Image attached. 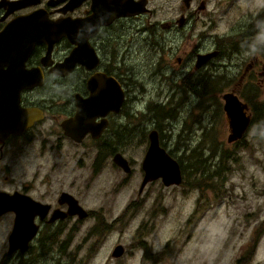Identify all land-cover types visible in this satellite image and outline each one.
Returning <instances> with one entry per match:
<instances>
[{"label": "rangeland", "instance_id": "1", "mask_svg": "<svg viewBox=\"0 0 264 264\" xmlns=\"http://www.w3.org/2000/svg\"><path fill=\"white\" fill-rule=\"evenodd\" d=\"M182 6V0H153L155 34L146 32L144 42L133 44L130 32L118 48L130 91L125 110L136 112L121 119L127 125L121 146L99 148L87 141L83 148L65 143L58 149L59 138L47 134L57 130L51 121L8 145L0 191L26 187L48 204L69 191L91 216L76 218L67 228L44 229L32 244L41 240V250L25 259L7 254L13 222L0 218V264H235L254 242L264 221V139L258 137L260 125L251 124L243 145L228 143L223 95L256 91L264 105V0H214L209 15L193 27L166 30L165 24L180 18ZM250 41L256 45L248 48ZM129 45L131 53L121 52ZM215 48L221 56L196 69L197 56ZM246 67L252 78L239 87ZM196 92L207 98L205 105ZM159 106L175 109L174 119ZM152 130L185 171L179 185L166 187L159 179L141 191ZM117 152L131 164V174L114 164ZM220 167L226 171L215 173ZM119 245L125 253L114 258ZM253 260L264 264V234Z\"/></svg>", "mask_w": 264, "mask_h": 264}, {"label": "flooded vegetation", "instance_id": "2", "mask_svg": "<svg viewBox=\"0 0 264 264\" xmlns=\"http://www.w3.org/2000/svg\"><path fill=\"white\" fill-rule=\"evenodd\" d=\"M182 2L184 6L180 8V18L175 24L173 22L165 24L163 27L166 30L174 28L183 30L186 27H193L194 21L209 15V6L214 0H188V2L182 0ZM152 3L153 0H0V131H3L6 136H2L3 141H0V163L5 158V150H8L11 144L30 136L48 121H51L57 130L55 132L50 129L47 134L59 138L55 147L61 150L65 149V143L83 148L87 141L93 142L94 147H99L100 143L113 147L122 145V132L127 125L122 124L121 119L123 116L135 115L136 112L130 113L125 110L130 91L128 83L124 82V72H121L123 69L118 61L117 51L118 48L125 46L123 42L129 38L130 32L133 44L144 42L147 38L146 32L155 34ZM141 24L143 27H140ZM129 29L134 30L122 34L123 30ZM250 43L253 42L250 41ZM132 51V46L129 45L121 52L131 53ZM212 51L218 54L217 58L221 56L219 49L215 48ZM72 54H75L76 60L70 61L68 59ZM132 56L133 54L130 55ZM250 60L257 59L254 57ZM65 64L68 66L67 70H71L70 68L72 70L61 73ZM250 71H247V67L245 68L238 81L239 87L247 82L245 80L252 78L253 70ZM12 72L18 75L14 90L11 86ZM109 88L116 90L115 106L121 99L119 110L105 108L101 110L100 108L99 111L96 95L102 89ZM236 92L232 90L231 93L236 94L243 101V93ZM50 93L55 96L48 99L47 95ZM62 94L64 97H61ZM17 95L19 109L34 112L33 119H30L32 125L20 135L12 134L10 126H3L4 118L11 113L12 108L17 111L15 101L12 100V97L15 98ZM83 101H86L88 105V116L93 111L98 113L88 121L95 125L106 123V126L102 128L98 138L89 133L81 142H77L65 134L62 123L75 118L80 108L79 104ZM249 110L251 111L250 108ZM103 111L106 115L100 116ZM249 114L252 117V114ZM158 134L160 138V133ZM160 144L165 149L161 138ZM149 147L150 139L148 149ZM16 163L17 159L12 162V165ZM96 163L94 167L97 166ZM129 165L131 172L128 174H131L133 168L130 163ZM5 170L9 171V166H6ZM0 193H7L9 196L20 194L33 198L26 187L11 192L0 191ZM63 193L74 196L69 191L62 190L55 204L44 203L50 205L51 210L44 219H41L39 215L35 216L34 222L39 226L37 237L30 243L25 253L17 252L10 255V258L15 255L17 259H25L26 255H31L37 249L39 252L42 241L40 240L37 246L32 244L44 229L56 225L67 228L76 218L83 221L91 216L89 213L86 219L80 220L77 216L68 215L65 219H58L51 223L56 210L68 211V205H61L59 202ZM23 205L26 206L25 203ZM4 217H10L14 226L16 217L14 212L0 211V218ZM259 245L260 241L258 243L252 241L249 248L241 251L235 264H254L253 257ZM58 251L61 254V250L58 249Z\"/></svg>", "mask_w": 264, "mask_h": 264}, {"label": "water", "instance_id": "3", "mask_svg": "<svg viewBox=\"0 0 264 264\" xmlns=\"http://www.w3.org/2000/svg\"><path fill=\"white\" fill-rule=\"evenodd\" d=\"M68 37H70L69 34ZM75 54H72V56L68 60H76ZM217 55L218 54L216 52L198 55L195 66L196 69L202 68L208 62L216 58ZM63 66V68L61 66V68L63 69L62 71H60L61 73H64V71H66L68 68L67 64ZM70 69L72 70V68ZM17 78L18 75L15 72H12L11 86L13 90L17 85ZM116 98V90L113 91L110 88L102 89L96 95V102L99 111L100 108H102L101 110L105 108L108 110L116 109L118 111L121 105V99L115 106ZM12 100L15 101L17 111H14V108L10 107L12 108V111H10L11 113L9 115L5 116V124L3 123V126H10V132L12 134L20 135L32 125V121L30 119H33L34 112L30 110L25 111L19 109L18 95L15 98L12 97ZM223 100L224 112L226 113V116L229 120L230 134L228 137V143L234 144L240 142L245 137V134L251 126V115L248 113L249 107L236 94L231 92L226 93L223 95ZM79 107L80 108L78 114L75 116V118L66 120L62 123V128L65 131V134L77 142H81L89 133L94 135L95 138H98L102 131V128H105L106 123L95 125L88 121L89 118H92L98 113L96 111H93V113L88 116L89 109L86 101L80 103ZM102 113L100 114V116L106 115L104 111ZM98 125L99 128L97 129ZM2 136L6 137L3 131H0V141H3ZM149 139L150 147L142 164L144 179L142 182L141 191L146 187L148 183L154 182L159 179L162 180L163 184L166 187L181 184V181L183 179L181 166L177 162V160L167 152V150L162 148L158 131H152L149 134ZM113 162L125 173L128 174L131 172L129 161L122 154L117 153L113 158ZM20 196H22V198ZM59 202L61 205L67 204L68 211L62 212L56 210L53 213L52 219L50 221L51 223L55 222L58 219H65L68 215L77 216L80 220L86 219L89 216V212H87L80 205L79 201L71 194L63 193L60 197ZM24 203L26 204V206L23 205ZM50 210V205L40 203L29 196L20 194L9 196L7 193H0V211H12L16 215L14 226L8 240V255H12L16 252L25 253L29 249L30 243L35 239V237H37L39 231V226H37L34 222L35 216L39 215L41 219H44L49 215ZM124 253L125 248L119 245L115 248L112 255L114 258H120L124 255Z\"/></svg>", "mask_w": 264, "mask_h": 264}, {"label": "trees", "instance_id": "4", "mask_svg": "<svg viewBox=\"0 0 264 264\" xmlns=\"http://www.w3.org/2000/svg\"><path fill=\"white\" fill-rule=\"evenodd\" d=\"M247 46H248V48H251L254 46V43L249 42V44ZM196 94L200 98L201 103H204V105H205L207 102V98L200 92H196ZM257 95L258 94L256 91L253 94H251V91H250L249 95L242 94V97H243V102L251 109V113H252L251 124L260 125L261 128H260V132L258 133V137L260 139H264V130H263V128H264V105L259 102V97ZM159 109L162 110V114H164L165 117L169 116L170 118L174 119L173 114H175V111H176L175 109L166 111L165 107H162V106H159ZM158 119H159V117H158ZM240 142H237V145L241 146L244 144L243 142H241V143ZM225 155H226V152L223 151L221 154V160L224 161L226 159ZM231 159L232 158L228 157L227 161H230ZM207 160L208 159H206L204 161H207ZM180 166H181V164H180ZM197 167H199V166H197ZM184 171H185V167L183 168L182 172H184ZM225 171H226L225 168L220 167L219 170L215 171V173L219 174V172L224 173ZM198 187H200V186H198ZM200 189H201V187H200ZM263 230H264V221H263V223L260 224V229L257 230L253 236V240L255 243L259 242L261 240V238L263 237V234H264ZM148 251L149 250L146 249V256L149 257L150 254L148 253Z\"/></svg>", "mask_w": 264, "mask_h": 264}]
</instances>
